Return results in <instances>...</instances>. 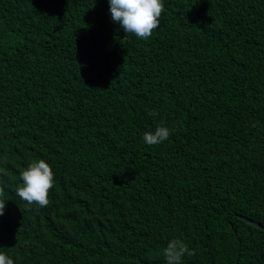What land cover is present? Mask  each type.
<instances>
[{
    "label": "trees",
    "instance_id": "16d2710c",
    "mask_svg": "<svg viewBox=\"0 0 264 264\" xmlns=\"http://www.w3.org/2000/svg\"><path fill=\"white\" fill-rule=\"evenodd\" d=\"M0 0V252L14 264H264V0ZM156 113V115H150ZM170 136L147 145L145 132ZM47 207L19 198L38 160Z\"/></svg>",
    "mask_w": 264,
    "mask_h": 264
},
{
    "label": "clouds",
    "instance_id": "9594fccd",
    "mask_svg": "<svg viewBox=\"0 0 264 264\" xmlns=\"http://www.w3.org/2000/svg\"><path fill=\"white\" fill-rule=\"evenodd\" d=\"M109 10L113 23H118L125 33H131L138 39L146 40L152 36L153 31L160 25V18L165 12L162 0H108ZM156 115V113H150ZM170 136L167 127H157L155 132H145L144 142L149 145H158ZM22 186L16 189L19 198L26 202L29 208L37 205L41 208L50 203L49 193L54 187V173L51 166L44 160L30 163L20 173ZM6 185L0 181V197L6 195ZM6 200L0 199V216L4 215ZM187 254L192 256L194 250L180 240L173 239L163 249L166 264H182V257ZM0 264H14L3 252H0Z\"/></svg>",
    "mask_w": 264,
    "mask_h": 264
},
{
    "label": "water",
    "instance_id": "95a60500",
    "mask_svg": "<svg viewBox=\"0 0 264 264\" xmlns=\"http://www.w3.org/2000/svg\"><path fill=\"white\" fill-rule=\"evenodd\" d=\"M243 220H244L246 223H248L249 225H251V226H253V227H256V228H259V229H261L262 231H264V227H263V226H261V225L255 223V222H253V221H251V220L245 219V218H243Z\"/></svg>",
    "mask_w": 264,
    "mask_h": 264
}]
</instances>
